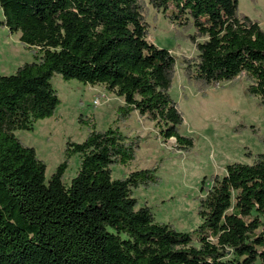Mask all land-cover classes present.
I'll use <instances>...</instances> for the list:
<instances>
[{
	"label": "trees",
	"instance_id": "trees-1",
	"mask_svg": "<svg viewBox=\"0 0 264 264\" xmlns=\"http://www.w3.org/2000/svg\"><path fill=\"white\" fill-rule=\"evenodd\" d=\"M187 35L196 55L186 77L205 90L240 78L264 105V29L237 11V0H148ZM0 27L33 53L0 75V264H264V152L231 162L200 182L191 231L156 221L134 191L156 185V168L113 178L135 158L138 140L93 121L81 142L68 138L63 161L46 165L16 131L55 114V74L121 98L116 120L132 112L187 151L183 114L169 90L176 57L149 39L144 0H0ZM78 167L64 180L69 161Z\"/></svg>",
	"mask_w": 264,
	"mask_h": 264
},
{
	"label": "rangeland",
	"instance_id": "rangeland-1",
	"mask_svg": "<svg viewBox=\"0 0 264 264\" xmlns=\"http://www.w3.org/2000/svg\"><path fill=\"white\" fill-rule=\"evenodd\" d=\"M144 1L149 39L176 57L169 93L183 114L180 133L193 139L192 148L175 149L174 138L164 141L153 122L136 112L126 120H116L121 98L101 85L64 80L59 74L51 80L60 99L55 114L38 120L31 131L15 133L44 161L48 178L63 161L66 140L83 141L90 121L98 130L118 126L123 134L137 138L138 147L133 161L112 167V177L156 168L158 183L136 189L135 197L140 205L152 208L156 221L170 223L179 231H191L200 223L197 210L202 178L221 175L227 163L250 162L254 155L264 152V105L247 93L243 78L205 90L191 82L184 74L181 60L196 55L195 46L187 37L192 30L173 25L148 0ZM237 11L257 20L264 29V0H237ZM19 35L0 27V75L11 74L33 59V53L20 43ZM78 164V157L73 156L63 176L66 182L75 175Z\"/></svg>",
	"mask_w": 264,
	"mask_h": 264
}]
</instances>
